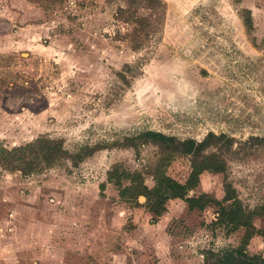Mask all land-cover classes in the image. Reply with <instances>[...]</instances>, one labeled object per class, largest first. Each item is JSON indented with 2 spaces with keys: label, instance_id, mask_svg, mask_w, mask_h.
Here are the masks:
<instances>
[{
  "label": "rangeland",
  "instance_id": "1",
  "mask_svg": "<svg viewBox=\"0 0 264 264\" xmlns=\"http://www.w3.org/2000/svg\"><path fill=\"white\" fill-rule=\"evenodd\" d=\"M208 156L227 171L197 208L136 196ZM228 185L249 227L222 217ZM262 234L264 0H0V264H206L264 256Z\"/></svg>",
  "mask_w": 264,
  "mask_h": 264
},
{
  "label": "trees",
  "instance_id": "2",
  "mask_svg": "<svg viewBox=\"0 0 264 264\" xmlns=\"http://www.w3.org/2000/svg\"><path fill=\"white\" fill-rule=\"evenodd\" d=\"M246 26L249 29L253 28L252 20L246 19ZM213 137V136H212ZM148 139L153 142H159L164 145H168L173 149L177 150V152L187 155H193L195 157L202 156V145L198 144L195 140H188L182 143H179L178 146L175 147V139L173 137H168L161 133L150 132L148 134ZM34 146V145H31ZM27 146V147H31ZM26 147V148H27ZM19 148L15 151H24L26 149ZM36 160H38L36 158ZM38 163H33V168ZM210 171L214 173H225L227 171V164L222 159L215 156L205 157L200 163H195L192 169V173L190 175L189 180L182 184L179 181L167 176L166 174L160 175L158 178L156 185L154 188H149L145 183H139L137 186H134L136 190V196L139 198L140 196H144L147 199L148 208L150 211L155 212V210L159 209L157 214L164 215V211H166V203L170 200H182L187 203V205L193 210L197 208L195 203L199 199H192L188 197V194L194 188H197L200 183V176L203 172ZM109 178L111 181L116 180L118 184H121L119 176V171L116 169L109 174ZM129 179H132V176L127 175ZM132 182H137V180H131ZM129 190V188L124 189L122 191L123 195H126L127 191H135ZM235 190L231 185L226 187V202L234 201L232 204V208L236 209H226L223 207V216L228 217L233 223H237L238 227H249V221L251 220V216L245 214L243 210V206L241 201L238 198L234 197ZM233 194L232 196H229ZM203 209L204 206H201ZM160 216V215H159ZM237 227V228H238ZM264 237V234H262ZM247 242L244 246H241L237 249L225 250V251H209L204 255L206 264H264V256L262 255H250L248 251V246L250 244Z\"/></svg>",
  "mask_w": 264,
  "mask_h": 264
},
{
  "label": "crops",
  "instance_id": "3",
  "mask_svg": "<svg viewBox=\"0 0 264 264\" xmlns=\"http://www.w3.org/2000/svg\"><path fill=\"white\" fill-rule=\"evenodd\" d=\"M252 243V242H251ZM250 246H252L251 244H250ZM251 250V249H250Z\"/></svg>",
  "mask_w": 264,
  "mask_h": 264
}]
</instances>
